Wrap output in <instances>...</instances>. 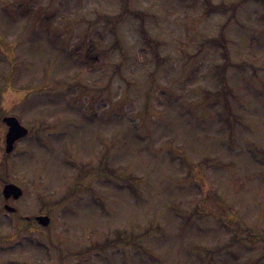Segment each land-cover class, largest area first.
I'll return each mask as SVG.
<instances>
[{"label": "rangeland", "instance_id": "1", "mask_svg": "<svg viewBox=\"0 0 264 264\" xmlns=\"http://www.w3.org/2000/svg\"><path fill=\"white\" fill-rule=\"evenodd\" d=\"M209 1L0 0V264H264V0Z\"/></svg>", "mask_w": 264, "mask_h": 264}, {"label": "water", "instance_id": "2", "mask_svg": "<svg viewBox=\"0 0 264 264\" xmlns=\"http://www.w3.org/2000/svg\"><path fill=\"white\" fill-rule=\"evenodd\" d=\"M2 121L8 126V130L5 135L4 149L5 152L8 153L13 149L14 143L27 134L28 129L25 128L22 124H20L18 119L14 116H4L2 118ZM1 193L3 198L5 199H8L10 197L16 199L21 195L22 190L19 186L13 183H6L2 187ZM3 207L7 211L14 210V208L9 206L8 204H4ZM36 220L39 224L46 226L49 223L50 218L46 215H43L37 216Z\"/></svg>", "mask_w": 264, "mask_h": 264}, {"label": "trees", "instance_id": "3", "mask_svg": "<svg viewBox=\"0 0 264 264\" xmlns=\"http://www.w3.org/2000/svg\"><path fill=\"white\" fill-rule=\"evenodd\" d=\"M203 1V7L205 8V14H209L212 12H221L224 13L228 10V6H225L223 4H212L209 0H202ZM21 12H23L21 10ZM30 12V11H28ZM209 43H212L215 46H218L221 48V54L224 56L226 54L225 50H223L225 48V40L223 39H219V38H209L208 39ZM87 55L85 56V62L87 64L88 67H93L95 66V64L97 63V58L95 56V54L92 53L91 48L88 49ZM228 63L227 59L225 61V63L220 67L221 70L225 69V65ZM255 148L250 149V152L252 154V156L255 157V153L253 152ZM24 217V216H23ZM20 219H28L30 220V217L27 218H22L19 217Z\"/></svg>", "mask_w": 264, "mask_h": 264}]
</instances>
